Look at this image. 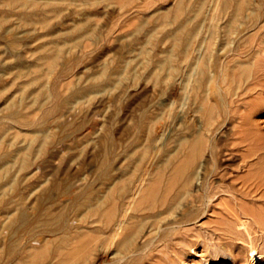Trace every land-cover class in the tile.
I'll return each instance as SVG.
<instances>
[{
  "label": "rangeland",
  "instance_id": "rangeland-1",
  "mask_svg": "<svg viewBox=\"0 0 264 264\" xmlns=\"http://www.w3.org/2000/svg\"><path fill=\"white\" fill-rule=\"evenodd\" d=\"M246 1L232 32L230 15L218 13L220 0L175 16V0H0L3 258L14 256L9 247L21 236L46 233L35 223L39 215H65L81 230L79 198L127 181L134 194L122 212L141 223L136 244L149 243L126 254L138 256L133 264H264V229L252 217L264 219V179L257 177L264 176V0ZM195 137L204 148L196 170L215 174L203 202L191 199L195 179L184 205L169 214L131 210L140 188L168 173L164 157L183 158ZM186 208L196 214L185 225ZM236 215L250 223L249 234ZM168 227L172 236L161 238ZM36 236L27 245L35 246ZM111 248L101 259L110 260ZM125 256H117L119 264Z\"/></svg>",
  "mask_w": 264,
  "mask_h": 264
},
{
  "label": "bare ground",
  "instance_id": "bare-ground-1",
  "mask_svg": "<svg viewBox=\"0 0 264 264\" xmlns=\"http://www.w3.org/2000/svg\"><path fill=\"white\" fill-rule=\"evenodd\" d=\"M216 1V0H215ZM250 2V1H248ZM219 3V12L220 11H224L226 13H228L230 15L229 19H228V26L230 27H234V23L237 19L241 18V16H243V10H245V8L247 7V1L246 0H220ZM263 3V2H262ZM214 4V2H213ZM211 5V0H175V4L172 8V12H173V16L176 15V13H180V12H193V13H201L204 12L205 10L208 9V7ZM249 6V5H248ZM261 7V6H260ZM212 8V7H210ZM263 8V7H262ZM170 9V8H169ZM171 10V9H170ZM169 10V11H170ZM210 10V9H209ZM251 10V9H250ZM252 10H254L252 8ZM261 10V9H260ZM211 11V10H210ZM213 11V9H212ZM246 11V10H245ZM249 11V10H248ZM252 12V11H251ZM224 13V15L226 14ZM248 13V12H247ZM175 14V15H174ZM184 14V13H183ZM179 15V14H178ZM220 15V14H218ZM256 15V14H255ZM259 15V13H258ZM172 16V17H173ZM223 16V15H222ZM249 16V15H248ZM254 16V15H253ZM260 16V15H259ZM166 17V16H165ZM178 17V16H177ZM228 17V16H227ZM168 18V17H167ZM175 18V17H173ZM243 18V17H242ZM164 19V18H162ZM259 19V18H258ZM167 20V19H166ZM255 20V19H254ZM180 21V20H179ZM218 21L217 19L215 20V22ZM224 22V20H222ZM163 22V20H162ZM183 22V20H182ZM181 21L179 22V24L182 23ZM227 22V21H226ZM253 22V21H252ZM167 23V22H165ZM185 23V22H184ZM237 23V22H236ZM248 23V22H246ZM222 24V22H221ZM227 24V23H226ZM240 24V23H239ZM185 25V24H184ZM224 26L225 23L223 24ZM250 25V24H249ZM180 26V25H179ZM216 26V25H215ZM184 27V26H182ZM180 27V28H182ZM232 27V32L234 31V29L236 30V27L233 28ZM252 27V26H251ZM187 28V25H186ZM212 28V27H211ZM227 28V26H226ZM248 28V27H247ZM256 28V27H255ZM176 30L179 29L178 27L175 28ZM215 29V28H214ZM224 29V28H223ZM250 29V28H249ZM211 30V29H210ZM227 29H225L226 31ZM182 31V30H181ZM222 32V30H220ZM229 31V30H228ZM177 32V31H176ZM211 32V31H210ZM212 32H215L212 30ZM211 32V33H212ZM227 32V31H226ZM235 32V31H234ZM183 33V32H181ZM229 33V32H228ZM173 34V33H172ZM175 34V33H174ZM173 34V35H174ZM177 34V33H176ZM227 34V33H225ZM213 35V34H211ZM215 35V34H214ZM218 35V34H217ZM216 35V36H217ZM222 35V34H221ZM227 37L229 36L226 35ZM175 37V36H174ZM186 37V36H185ZM215 37V36H214ZM181 38V37H180ZM213 38V36L211 37V39ZM226 38V37H224ZM175 39V38H174ZM188 39V38H187ZM221 39V38H220ZM178 40V39H176ZM180 40V39H179ZM213 40V39H212ZM229 40V39H228ZM231 40V39H230ZM225 41V40H224ZM227 41V40H226ZM225 41V42H226ZM176 42V41H175ZM188 42V41H187ZM214 42V41H213ZM211 42V43H213ZM220 42V41H219ZM223 42V41H221ZM224 42V43H225ZM229 42V41H228ZM177 43V42H176ZM186 46V44H184ZM223 45V44H222ZM225 45V44H224ZM179 47V46H178ZM213 47V46H211ZM235 48V46H234ZM183 49V48H182ZM185 49V47H184ZM184 51V50H183ZM210 51V50H209ZM211 55V51L209 53ZM207 57V56H206ZM205 57V58H206ZM204 58V60H206ZM216 58V57H215ZM209 59V56H208ZM203 60V61H204ZM240 62V61H239ZM202 63V61H201ZM209 63V62H207ZM244 63V62H243ZM203 64V63H202ZM242 63H240L241 65ZM207 65V64H206ZM239 65V64H238ZM204 66V65H203ZM200 67V66H199ZM207 67V66H206ZM236 67V66H235ZM238 67V66H237ZM240 67V66H239ZM209 69V67H207ZM200 69V68H198ZM201 70V69H200ZM203 70V69H202ZM242 70V69H241ZM204 71V70H203ZM212 71V70H211ZM243 71V70H242ZM201 73V72H200ZM206 73V72H205ZM204 74V73H202ZM204 78V77H203ZM201 80V79H200ZM199 83V82H198ZM198 87V86H196ZM195 87V88H196ZM203 88V87H202ZM195 90V89H194ZM205 90V89H204ZM202 91V90H201ZM202 97V95H201ZM200 97V99H201ZM203 98V97H202ZM201 101H203L201 99ZM200 101V103H201ZM204 105V104H203ZM211 105H208V107H210ZM214 107V105H212ZM211 106V107H212ZM212 107V108H213ZM205 108V107H204ZM211 108V109H212ZM210 109V110H211ZM205 110V109H204ZM209 110V109H207ZM209 110V111H210ZM14 112H11L10 114H13ZM212 114V112H210ZM211 118L213 115H211ZM206 121V118H205ZM207 122V121H206ZM205 123V122H204ZM209 123V122H208ZM211 123V122H210ZM207 123H205L206 125ZM210 126V125H209ZM206 127V126H205ZM207 129V128H206ZM209 129V128H208ZM202 135V134H201ZM196 138V137H195ZM201 138V136H200ZM185 139V138H184ZM205 140V139H204ZM182 141V140H181ZM241 141V140H239ZM184 142V141H183ZM190 142V141H189ZM201 139L198 140L196 138V141H192L188 146V152L185 154H183V158H181V154L178 158L180 159H176V153L172 156L169 157H164V162L166 164V166L168 167V173L165 175H158L150 180H153L150 183L145 184L142 188H140L139 190V198L136 201V207L133 209H130L134 211L137 210H142L144 213L146 214H153V215H157L160 212H166L167 214H169V212L172 211V209L174 208V206H176L175 204L177 203H182L181 205H184V201L185 199H183L186 195L187 190L189 189V187H191L193 180L195 179H199V182H197V188L195 187L196 190L199 189L198 192H196L195 194H191V192L194 190V186L192 187L193 190L190 191L191 194V199L192 201L196 202H203L204 197L207 194L208 189H212L211 187V179H213L212 176H215L214 172L210 173L206 170L203 169L201 171V173L199 174V170H196V161L199 157V159L201 158V155H199L202 152V148L201 147ZM182 144V143H181ZM185 144V142L183 143ZM236 145V144H235ZM234 145V146H235ZM182 146V145H180ZM214 147V146H213ZM202 148V149H201ZM247 148V147H246ZM201 149V150H200ZM213 150V149H212ZM168 152V151H167ZM180 152V150H179ZM177 152V153H179ZM165 155V154H164ZM176 156V157H175ZM1 157V156H0ZM162 158V157H160ZM161 160V159H160ZM159 160V161H160ZM142 161V160H140ZM23 164L26 163V159L22 160ZM21 162V163H22ZM2 163V161L0 162ZM2 165V164H1ZM27 164H25L26 166ZM164 165V164H163ZM162 165V166H163ZM24 166V165H23ZM161 167V166H160ZM155 167H153V170ZM164 169V168H163ZM222 169V168H221ZM152 170V169H151ZM152 170V171H153ZM159 170V167H158ZM160 172L161 168H160ZM208 172V173H207ZM227 172V171H225ZM252 172V171H250ZM249 172V173H250ZM256 172V171H255ZM258 172V171H257ZM262 172V171H261ZM156 173V172H155ZM154 173V174H155ZM248 173V172H247ZM264 173V172H263ZM151 174V173H150ZM155 175H157V173ZM218 177L223 178L224 177V173L220 174L218 173ZM264 175V174H263ZM152 176V177H153ZM243 175H241L242 177ZM247 176V174H246ZM242 177V178H246ZM248 176H250L248 174ZM257 177H261L260 179H264V176H257ZM135 178V177H133ZM219 178V179H220ZM240 178V177H238ZM242 178H240L242 180ZM148 179V180H149ZM250 180V178H248ZM255 179V178H254ZM132 180V179H131ZM129 180V181H131ZM244 180V179H243ZM259 180V179H258ZM196 181V180H195ZM198 181V180H197ZM211 181V182H210ZM246 181V179H245ZM244 181V182H245ZM264 181V180H263ZM224 182V181H223ZM243 182V183H244ZM250 182V181H249ZM253 182V181H252ZM262 184L264 182L260 181ZM259 182V183H260ZM131 183V182H130ZM133 183V181H132ZM222 183V182H220ZM255 183V182H254ZM260 183V184H261ZM195 184V185H196ZM216 184V183H214ZM219 184V183H218ZM240 184V183H239ZM249 184V183H248ZM252 183H250L251 186ZM223 185V183H222ZM243 185V184H242ZM256 185V183H255ZM128 186H130V184H127V181L123 183V181H121V183H117L115 186L112 187V189H109V191H107L105 194H101L100 196H97L95 199L89 198V197H83V199L80 197L78 200L79 204L82 205L85 209V212L81 218V226L82 228H80L81 230H78L75 225H72L69 223V221L64 218V216L61 215H57L56 217H53L52 214H47L45 213V215H39L38 216V220H35V223L37 225V223H39V225L44 226V232H46L44 235H40L38 233H35L36 238L39 236V238H37V243L35 246H30L27 245L28 240H30L31 238H33V236L35 237V235H33L30 231L29 235L27 234V236H21L20 237V241L19 240H15L18 241V244H16L14 247L12 245H10V248L13 252L14 256L10 259H6L3 258L5 257L4 255H6L8 253L4 252L5 254L3 255V257L0 255V264H119V260L117 258V256H125L126 254H128L131 251H135L138 250L139 248H143L145 246H147L148 241L138 245L136 244L137 242H135V240L137 239L136 237H139L138 234H140V229L141 227V223H135L133 224V220L136 218L135 214L133 213H129L126 214V216L123 214V210L122 207L125 206L124 205V199L127 198L129 195H133L134 193H131V189H128ZM221 186V185H220ZM261 186V185H260ZM259 186V187H260ZM131 187V186H130ZM208 187V189H207ZM218 187V186H217ZM224 187V186H223ZM230 187V186H229ZM246 187V186H245ZM249 187V186H248ZM257 187V186H255ZM263 187V186H262ZM213 188H216L213 186ZM222 188V187H221ZM235 188H239V187H235ZM242 188V186L240 187V189ZM247 188V187H246ZM138 189V188H137ZM236 189V190H237ZM228 190V189H227ZM232 190V188H231ZM234 190V189H233ZM232 190V191H233ZM243 190V189H242ZM248 190H250L248 188ZM252 190V189H251ZM250 190V191H251ZM262 190V189H261ZM137 191V190H136ZM215 191V190H214ZM218 191V189H217ZM194 192V191H193ZM224 192V191H222ZM227 192V191H226ZM238 192V191H237ZM241 192V190L239 191ZM245 192V190H244ZM243 192V193H244ZM247 192V190H246ZM254 192V191H253ZM216 193V192H215ZM218 193V192H217ZM222 194V193H221ZM220 194V195H221ZM224 194V193H223ZM242 194V193H241ZM248 194V193H247ZM250 194V193H249ZM263 194V193H262ZM261 194V195H262ZM219 195V194H217ZM216 195V196H217ZM228 195V194H227ZM238 195V194H237ZM243 195V194H242ZM210 196V195H209ZM223 197H225L224 195H222ZM247 196V195H244ZM130 197V196H129ZM128 197V198H129ZM189 197V195H188ZM218 198H221L220 196H218ZM206 199V198H205ZM130 201L132 200L129 199ZM189 200V199H187ZM224 200V199H223ZM228 201H230L229 199H227ZM226 200V201H227ZM234 200V199H233ZM127 201V200H126ZM128 201V202H130ZM135 201V200H134ZM232 201V200H231ZM217 203V201H215ZM223 202V201H221ZM234 202V201H233ZM205 203V202H204ZM219 203V202H218ZM235 203V202H234ZM238 203V202H237ZM126 204V202H125ZM128 204V203H127ZM135 204V203H134ZM186 204V202H185ZM224 204V203H222ZM228 204H231L230 202ZM226 204V205H228ZM236 204V203H235ZM234 204V205H235ZM123 205V206H122ZM131 206V204H129ZM232 205V204H231ZM128 206V205H127ZM199 206V205H198ZM197 206V209H198ZM213 206V205H212ZM222 206V205H221ZM196 207V206H195ZM224 207V206H222ZM230 207V206H229ZM235 207V206H233ZM240 207V206H239ZM191 208V207H190ZM215 208V207H212ZM219 208V212H220V207ZM243 208V207H242ZM129 209V207H128ZM185 209V207L183 208ZM195 209V208H194ZM196 209V210H197ZM205 209V208H204ZM225 209L228 210V208L226 207ZM245 209V208H244ZM203 210V208H202ZM210 210V208H209ZM212 210V209H211ZM210 210V211H211ZM217 210L218 209H214ZM236 210V209H235ZM239 210V209H238ZM243 210V209H241ZM247 209H245L243 213H247L246 212ZM229 211V210H228ZM249 211V210H248ZM185 212V211H184ZM215 212V211H214ZM212 212V213H214ZM225 212V211H224ZM231 211H229L230 213ZM242 212V211H240ZM251 212V209H250ZM253 212V210H252ZM251 212V213H252ZM136 213V212H135ZM194 210L192 209H187L186 208V212L182 215V222L188 223V222H192L190 221L191 216L194 214ZM223 213V212H222ZM221 213V214H222ZM256 213V212H255ZM253 213V214H255ZM196 214V213H195ZM218 214V213H216ZM215 214V216H216ZM226 214V213H225ZM224 213L222 214L225 215ZM231 214L233 215V213L231 212ZM236 214H238L237 210H236ZM249 213H247L248 215ZM252 214V217L254 218V220L260 225V228L264 229V219L260 218V217H255V215ZM259 214V213H257ZM261 214V213H260ZM49 215V216H48ZM207 215V214H206ZM239 215V214H238ZM219 216V215H218ZM218 216H216L217 218H219ZM221 216V217H222ZM228 216V215H226ZM240 216V215H239ZM135 217V218H134ZM224 217V216H223ZM232 217V216H231ZM237 217V222L239 221L240 227H243L242 229L244 230V232L248 231L249 234V225L250 223L246 220L245 217L241 218V217ZM248 217V216H247ZM134 218V219H133ZM233 218V217H232ZM231 218V219H232ZM245 218V219H244ZM37 219V218H36ZM223 219V218H222ZM225 219V218H224ZM230 219V220H231ZM234 219V218H233ZM248 219V218H247ZM221 219L219 218L218 221H220ZM227 220V219H226ZM37 221V222H36ZM216 221V219H215ZM218 221H216L217 223H219ZM224 221V220H223ZM139 222V220H138ZM141 222V221H140ZM222 222V220L220 221V223ZM225 222V221H224ZM233 222V221H232ZM236 222V223H237ZM252 223V220L250 221ZM254 222V221H253ZM14 221H11V223L9 224L10 227L13 225ZM179 223V222H178ZM182 223V226L184 225ZM219 223V224H220ZM229 223V220H228ZM235 223V224H236ZM194 224V223H193ZM222 224V223H221ZM234 224V226H235ZM186 225V224H185ZM190 225V223L188 224ZM252 225V224H251ZM144 226V225H143ZM156 226V225H155ZM233 226V227H234ZM38 227V226H35ZM160 227V226H158ZM186 227V226H185ZM189 227V226H188ZM186 227V228H188ZM214 227V226H213ZM217 227V225H216ZM220 227V226H219ZM226 227V225H225ZM257 227V226H256ZM215 228V227H214ZM227 229L229 227H226ZM120 229V230H119ZM191 229V228H190ZM218 229V227H217ZM221 230L225 229L223 227L222 229V225L221 228H219ZM40 233H42L41 229ZM38 230V231H39ZM173 230L171 227H168L166 230H164L161 233V238H166L168 237V235L170 234V231ZM194 230V229H193ZM226 230V229H225ZM237 229H235L234 231H236ZM241 230V229H239ZM252 230L253 226H252ZM191 231V230H190ZM195 231V230H194ZM228 231V230H227ZM224 232V231H223ZM226 232V231H225ZM239 232V231H238ZM252 232V231H251ZM122 233V237L115 241V237L118 238V234ZM174 233V232H173ZM194 233V232H193ZM192 233V234H193ZM198 233V232H196ZM217 233V232H216ZM220 233V231H219ZM237 234V232H235ZM254 233V232H253ZM157 234V233H156ZM195 234V233H194ZM214 234V233H213ZM222 234V233H221ZM243 235V233H239L237 234V237ZM246 235V237L248 236L247 233H244ZM172 236V234H170ZM196 235V234H195ZM198 235V234H197ZM218 235V234H216ZM220 235V234H219ZM218 235V236H219ZM225 235V234H223ZM2 236V235H1ZM194 236V235H193ZM217 237V236H216ZM3 238V237H2ZM0 237V244H2V239ZM147 238V237H146ZM184 238V237H183ZM225 238V236H224ZM227 238V236H226ZM239 238V237H238ZM248 238V237H247ZM17 239V238H16ZM220 239V237H219ZM218 239V240H219ZM222 239V238H221ZM243 239V237H242ZM253 238H251L249 241L252 240ZM149 240V239H148ZM157 240V239H156ZM155 240V241H156ZM170 240V239H169ZM180 240V239H179ZM184 239H182L183 241ZM187 240V239H186ZM14 241V239H13ZM14 241V242H15ZM143 241V240H142ZM230 241V240H229ZM181 242V240H180ZM178 242V243H180ZM190 242V241H187ZM16 243V242H15ZM29 244V243H28ZM32 244V243H31ZM113 244L114 246V250H112L111 248V256L110 260H108L107 262L105 261V259H101V253L103 252H107L110 246ZM181 244V243H180ZM183 244V243H182ZM188 244V243H187ZM252 244V243H251ZM153 245V244H152ZM184 245V244H183ZM181 245V246H183ZM186 245V244H185ZM169 246L171 247L172 244ZM5 248V246H3ZM218 247V246H217ZM221 247V246H220ZM252 247V246H251ZM1 249V247H0ZM3 249V248H2ZM8 249V248H7ZM168 249V248H167ZM221 249V248H220ZM253 249V247L251 248ZM6 251V249H5ZM144 251V250H143ZM222 251V250H221ZM139 252V251H138ZM109 253V254H110ZM1 254V253H0ZM9 255V254H8ZM152 255V254H151ZM257 255V254H256ZM144 256V255H143ZM10 257V256H9ZM8 257V258H9ZM125 264H130L132 262L136 263V257H132L129 255L125 256ZM151 257V256H150ZM170 257V256H168ZM123 258V257H122ZM167 258V257H166ZM139 259V258H138ZM141 259V258H140ZM145 259V258H144ZM160 259V258H159ZM163 260V259H162ZM172 261V260H171ZM160 262V261H159ZM165 262V261H164ZM167 262V261H166ZM168 263V262H167ZM173 263V262H172ZM162 264V263H161Z\"/></svg>",
  "mask_w": 264,
  "mask_h": 264
}]
</instances>
